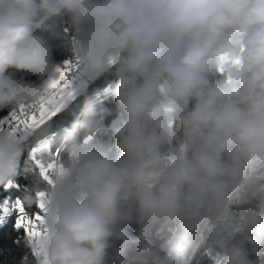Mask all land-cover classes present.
Segmentation results:
<instances>
[{
  "label": "clouds",
  "instance_id": "1",
  "mask_svg": "<svg viewBox=\"0 0 264 264\" xmlns=\"http://www.w3.org/2000/svg\"><path fill=\"white\" fill-rule=\"evenodd\" d=\"M65 60L56 116L83 96V122L0 131L5 189L50 145L19 200L45 193L35 264H264V0H0V111H38Z\"/></svg>",
  "mask_w": 264,
  "mask_h": 264
},
{
  "label": "trees",
  "instance_id": "2",
  "mask_svg": "<svg viewBox=\"0 0 264 264\" xmlns=\"http://www.w3.org/2000/svg\"><path fill=\"white\" fill-rule=\"evenodd\" d=\"M26 79L36 80V77L32 76ZM101 105L110 109L115 107V103L110 96L102 97ZM80 113H77L69 124L60 129H71L74 125L82 123L84 118ZM7 115V110L0 111V118H4ZM108 122V120L105 121L106 124ZM100 142L102 146H107L111 141L108 136H102ZM24 168L25 164L23 163L20 173L16 177V183L12 187L0 190V214L11 208L17 200H22L26 189L30 191L35 187L42 186V176L39 173V167L34 166L33 170L27 172L24 171ZM26 209L29 211L38 210L35 206ZM128 231L132 233L133 228L129 227ZM133 252L134 246L132 245H129L125 250L126 255H131ZM0 264H35V257L29 247L28 235L23 227L17 226L16 219H11L0 227ZM193 264H195V261H193Z\"/></svg>",
  "mask_w": 264,
  "mask_h": 264
},
{
  "label": "snow or ice",
  "instance_id": "3",
  "mask_svg": "<svg viewBox=\"0 0 264 264\" xmlns=\"http://www.w3.org/2000/svg\"><path fill=\"white\" fill-rule=\"evenodd\" d=\"M71 67V61H64V68H58L57 72L59 77L47 85V87L52 91V97L47 103L42 102L39 106V110L32 113H26L23 106L19 112H12L6 118L0 120V131L3 130L4 126H7L12 132L19 130L22 126L24 128H31L39 124L44 123L56 117V114L60 111L63 105L65 97L70 98L72 93L67 91L69 84L66 80L67 72ZM50 145L46 142L40 145L38 148L32 150V159L35 161L36 166L39 167L40 173L44 180L49 181L48 172L54 166V163H49L45 166L40 159L37 158V153L47 150ZM13 185L9 183L7 186L12 187ZM45 193L38 192V209L40 211L45 210L46 204L44 199ZM20 213V217L17 222L18 227H23L27 235L30 237H37L40 235L39 223H42L43 217L39 214L34 216H29L25 212V208L22 203L17 200L13 205Z\"/></svg>",
  "mask_w": 264,
  "mask_h": 264
},
{
  "label": "water",
  "instance_id": "4",
  "mask_svg": "<svg viewBox=\"0 0 264 264\" xmlns=\"http://www.w3.org/2000/svg\"><path fill=\"white\" fill-rule=\"evenodd\" d=\"M112 77L108 76V77H104L101 78L95 82L90 83L87 86V93L88 94H92L94 91L99 90L103 87L106 86V82L111 80ZM83 103H84V97L81 96L79 98H77L72 105H70V109L62 114H58L56 117H54L52 119L51 126H52V130L56 131L59 130L60 128H62L63 126H66L67 124H69L77 115V113L81 112L83 109ZM27 157V153L24 154V156L21 159V166L24 163V159ZM3 187H0V190Z\"/></svg>",
  "mask_w": 264,
  "mask_h": 264
},
{
  "label": "built area",
  "instance_id": "5",
  "mask_svg": "<svg viewBox=\"0 0 264 264\" xmlns=\"http://www.w3.org/2000/svg\"><path fill=\"white\" fill-rule=\"evenodd\" d=\"M25 212L29 216H34L35 214H37L39 212V210L29 211V210L25 209ZM19 217H20L19 211L14 206H12L6 212L0 214V227L3 226L6 222H8L11 219L18 220Z\"/></svg>",
  "mask_w": 264,
  "mask_h": 264
},
{
  "label": "rangeland",
  "instance_id": "6",
  "mask_svg": "<svg viewBox=\"0 0 264 264\" xmlns=\"http://www.w3.org/2000/svg\"><path fill=\"white\" fill-rule=\"evenodd\" d=\"M18 222V220H16Z\"/></svg>",
  "mask_w": 264,
  "mask_h": 264
}]
</instances>
